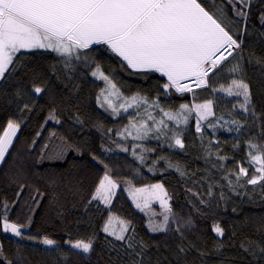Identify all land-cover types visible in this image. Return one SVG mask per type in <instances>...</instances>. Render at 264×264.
Masks as SVG:
<instances>
[{
  "label": "trees",
  "instance_id": "obj_1",
  "mask_svg": "<svg viewBox=\"0 0 264 264\" xmlns=\"http://www.w3.org/2000/svg\"><path fill=\"white\" fill-rule=\"evenodd\" d=\"M206 10L220 15L218 8L213 6V0H201ZM215 5L227 9L223 23L231 28L230 20L235 19L231 7L224 0H215ZM264 6V0H254L253 13H258ZM252 25L256 26L255 15L252 17ZM254 31V27L249 29ZM254 49L257 55H264V43L257 42L254 37L245 41L242 51L229 58L215 75H210L209 82L219 88L221 85L227 87L234 75L229 69L239 62L243 65L245 72L238 75L243 76L250 84L252 92V103L257 112H264V69L248 63L249 50ZM21 60L32 70L23 82L26 86L24 102H33L35 110L27 114L21 122V129L14 139L10 154L6 157V163L0 166V202L7 201L12 204L16 199V193L21 183L27 184L22 193L21 200L10 213L13 221L24 222L27 215L26 203L31 204L30 197L35 194L34 190L39 188L44 193L40 206L33 215V224L25 229L27 235L42 238L48 236L57 241V246H45L37 241L20 239L11 234L0 231V244L4 248L5 260H12L13 264L23 258L24 264H107L109 256L104 244V235L101 233L96 242L95 250L90 254L79 253L78 250L70 249L66 240L87 239L93 231H98L106 221L107 216L112 214L101 205L100 210L90 209L87 214L82 211L83 204L94 191L100 177L105 169L111 170L113 179L117 180L122 188H128L125 181H131V186L143 187L153 183L163 182L169 195L172 197L170 203L173 206L174 217L170 219L172 228L183 227L184 222L191 218L195 224V231H188L186 243H193L196 248L211 252L215 241L218 239L212 232V224L219 222L225 228L224 245L221 249L223 255L214 254L206 258L208 264H249L253 257L241 248L256 250L258 245H264V200H261L259 188L256 194L252 193L253 186L246 185L245 188H237L236 191L248 195L237 196L228 187L225 176L238 170L239 166L249 169L252 174V166L248 163V142L264 144L260 138L259 122L253 123L251 116L245 120V115L239 112L238 101L241 98L229 97L225 93H213L208 89H193V92L179 94L174 90L165 93L162 84L166 78L155 72L135 73L124 65V62L115 54L106 49L105 46L95 45L92 49L82 54L80 61H72L76 71L69 73L63 65L64 58L50 51H22L18 54ZM99 65L101 70L108 75L117 85L124 98L139 95L146 97L151 104L158 102L159 108L152 107L148 111L159 120L162 117L160 109L176 112L182 103L190 106L194 103H203L208 99L214 101L215 116L210 118L217 123L216 128L208 127V122L203 125V134L195 131V113L189 124L181 125L183 140L186 151L170 148L163 141L155 139L134 140L132 137H121L119 132L128 126L129 120L136 121L147 117L144 108H130L128 112L121 110L119 115H114L110 109L97 105L96 97L102 89L106 88L104 81L91 75V71ZM33 73L35 74V85H46L47 94L42 97H32L27 93L31 91L33 84ZM66 75L72 77L71 84ZM65 85H78V89L72 96L66 93ZM71 99V103L69 100ZM117 105L122 100L113 97ZM52 107L57 109V115L62 125L54 121L45 123ZM236 104V108L233 105ZM71 112L78 115L84 121L82 129L73 133L69 128L67 117ZM139 113V115H137ZM15 103L0 106V134L6 126L7 120L19 117ZM223 119H220V118ZM238 120L242 125L240 132L235 131L236 125L231 120ZM227 122V123H226ZM151 124V121H149ZM43 125V130L41 126ZM170 127H175L169 122ZM220 125H223L221 127ZM80 128L79 125H75ZM233 129L231 132L228 129ZM55 131L57 138L49 141L50 134ZM41 132L39 138L36 133ZM67 137L69 143L80 146L82 156L70 154L66 163H51L45 161L43 164H35L45 143L50 144L49 155L56 150L61 143L59 137ZM36 140L33 146L32 141ZM218 142V144H217ZM143 145L148 148H156L155 152L143 153L146 160L143 164L133 156L135 145ZM239 144V147H234ZM126 147L129 151L124 152L121 148ZM137 155L142 153L141 148H135ZM212 155L209 156L208 153ZM227 157L219 160L217 155ZM96 159L93 160L92 157ZM160 156L165 159L153 165V161ZM171 161L188 174L181 178L174 168L168 169L167 163ZM216 167H213V165ZM223 165V167H220ZM24 166V170L21 167ZM152 168V171H149ZM196 172L192 177L191 173ZM56 180L50 184V179ZM235 183V176H230ZM12 181H15L13 183ZM241 183H245L244 180ZM209 185L212 186L213 197H208ZM193 189L207 204H200L197 196H193L188 189ZM71 189V191H69ZM226 194L229 199L220 200V193ZM76 205L77 207H73ZM159 209V206H155ZM199 208L202 212L198 213ZM237 211L233 212L232 209ZM137 219L132 224L135 228L137 238H143L148 243H158L160 252L167 255L165 247L175 249L179 242L175 232L150 233L147 229L148 217L143 212H136ZM161 222L162 218H154ZM150 255L156 258L155 249L150 250ZM68 257L65 262L64 257ZM202 258L193 250L188 255L189 264H201ZM0 264H4L0 261ZM254 264H264V261H254Z\"/></svg>",
  "mask_w": 264,
  "mask_h": 264
},
{
  "label": "snow or ice",
  "instance_id": "obj_2",
  "mask_svg": "<svg viewBox=\"0 0 264 264\" xmlns=\"http://www.w3.org/2000/svg\"><path fill=\"white\" fill-rule=\"evenodd\" d=\"M224 3L231 7L232 15L230 23L236 28L233 32L231 28L223 23L227 9L223 6L215 5L218 8L219 16L206 10L201 0H0V106L16 104L21 115L9 118L6 126L0 134V165L6 163V157L10 154L14 139L21 129V122L27 114L35 110V104L31 101L24 102L26 86L23 82L32 70L24 63L18 54L22 51L32 52L34 50H46L56 53L64 58V68L73 73L76 71L72 61H80L82 54L95 45L105 46L108 51L115 54L123 62L127 69L135 73L155 72L166 78L162 84L165 93L174 90L176 93L184 94L193 92L194 88L208 89L213 93L222 92L229 97L241 98L238 101L239 112L245 115V120L251 116L253 123L259 122L260 138L264 140V112H257L252 103V92L249 82L238 75L244 73L243 65L237 62L229 72L234 75L227 87L221 85L219 88L213 87L209 82L210 75H215L230 57H233L244 48L245 41L254 37L257 42L264 43V6L258 13H253L254 0H224ZM255 15L256 26L252 25V17ZM254 27V31L249 29ZM248 63L264 69V55H257L254 49L249 50ZM264 74V73H262ZM91 75L105 82L106 88L102 89L96 97L99 107L110 109L114 115H119L121 110L128 112L130 108H139L145 105L144 111L146 120L136 121L135 118L129 120L128 126L118 135L132 137L134 140L155 139L163 141L170 148L186 151L183 140L181 125H188L195 113V131L203 134V125L207 121L208 127L216 128L212 117L215 116L214 101L208 99L203 103H194L191 106L182 103L176 112L160 109L162 117L157 120L152 115L149 108H159L156 101L149 103L146 97L139 95L124 98L117 85L108 75L101 70L99 65L91 71ZM33 73V84L35 82ZM71 84L72 77L66 75ZM78 89V85H65L66 93L69 97ZM32 97H42L47 94L46 85H35L27 93ZM113 97L122 100L118 105L114 103ZM71 103V99L69 100ZM45 123L54 121L57 125H62L65 121L57 115V109L52 107ZM236 108V104L233 105ZM139 115V113H137ZM220 119H223L222 117ZM69 128L75 134L78 133L84 124L78 115L69 112L67 117ZM151 121V124H149ZM172 122L175 127H170ZM227 123V122H226ZM230 123L236 125L235 131L240 132L244 127L238 120H231ZM79 125L80 128H76ZM223 127V125H220ZM43 130V125L41 126ZM233 129L229 128L231 132ZM41 132L36 133L39 138ZM57 134L53 131L49 136V141L55 140ZM61 143L56 150L49 155L50 144L45 143L35 164H43L45 161L51 163H66L70 154L82 156L83 151L80 146L69 143L67 137H59ZM36 140L32 141L33 146ZM218 144V142H217ZM234 147H239V144ZM249 149L255 152H248V163L252 166V174L249 169L239 166L238 170L231 173L235 176V183L230 176H225L227 187L237 196H247L248 193L238 192L237 188H245L246 185L253 186L252 193L264 200V144L248 142ZM135 148H141L142 153L137 155ZM133 156L141 164L146 160L143 153L155 152L156 148H148L143 145H135ZM122 151H129L128 148H121ZM212 155L211 152L208 153ZM93 160L96 158L93 156ZM221 161L227 157L217 155ZM160 156L153 161V165L164 160ZM168 169L174 168L181 178L188 175L179 164L169 161L166 165ZM213 167H216L214 164ZM223 167V165H220ZM105 171L99 178L94 191L83 204L82 211L87 214L90 209H104L111 212L113 199L117 195L120 184L113 179L111 170L105 165ZM24 170V166L21 167ZM149 168V171H152ZM192 177L196 172L191 173ZM244 180L245 183H241ZM15 183V181H12ZM54 178L50 179V184H55ZM129 185L127 191L134 206L148 217L147 229L150 233L175 232L179 242L175 249L165 247L167 255L160 252L158 243H148L143 238H137L135 228L131 221L121 219L117 215H108L106 221L98 231H93L87 239H77L74 242L69 240L65 244L70 249L78 250L76 254H90L95 250L97 240L102 233L104 244L108 253H115L109 256L107 264H189L188 255L195 250L202 258L201 264H208L206 258L210 255H223L221 249L225 247V228L219 222L212 224V232L218 238L211 252L196 248L193 243H186L188 231H195V224L191 218L184 222L183 227L172 228L170 219L174 217L173 206L170 203L172 197L169 195L163 182L145 185L143 187L131 186L132 182L125 181ZM27 184L21 183L16 193V199L9 204L7 201L0 202V231L11 234L20 239L37 241L45 246H57V241L43 236L27 235L25 229H29L33 224V215L39 208L40 201L44 198V193L36 188L35 194L30 197L31 204L26 203L27 215L24 222L13 221L10 213L20 202L22 193ZM71 191V189H69ZM188 192L197 196L200 204L207 202L189 188ZM208 197H213L212 186L209 185ZM229 199L225 193H220V200ZM153 204H158L163 210L157 213L153 209ZM73 207H77L73 205ZM201 213L199 208L196 209ZM233 212L237 209L233 208ZM160 215L161 222H156L154 217ZM241 248L253 257L249 264L254 261H264V245H258L256 250L245 248L243 243ZM155 249L156 258L150 255V250ZM65 262L68 257H64ZM0 261L4 264H13L12 260H5L4 248L0 244ZM17 264H24L23 258Z\"/></svg>",
  "mask_w": 264,
  "mask_h": 264
},
{
  "label": "rangeland",
  "instance_id": "obj_3",
  "mask_svg": "<svg viewBox=\"0 0 264 264\" xmlns=\"http://www.w3.org/2000/svg\"><path fill=\"white\" fill-rule=\"evenodd\" d=\"M34 51H44V50H34ZM194 89H199V88H194ZM146 119H147V117L144 118V119L143 118L139 119L138 121L146 120ZM125 136H127V134H125ZM127 189L128 188H126V187L125 188L120 187L117 190V195L113 199V203H112V206H111V211H112V215H117L121 219H125V220H128V221H131V224H133L135 222V220L137 219L136 212H139V210L135 208L131 198L128 195ZM155 206H159V205L158 204H153V206H152L153 209L157 213H160V212L163 211L160 207H159V209H157ZM157 216H160V215H157ZM156 217H154V218H156Z\"/></svg>",
  "mask_w": 264,
  "mask_h": 264
}]
</instances>
